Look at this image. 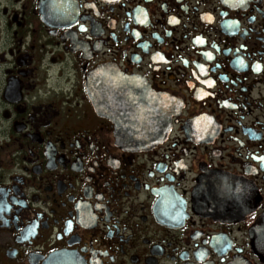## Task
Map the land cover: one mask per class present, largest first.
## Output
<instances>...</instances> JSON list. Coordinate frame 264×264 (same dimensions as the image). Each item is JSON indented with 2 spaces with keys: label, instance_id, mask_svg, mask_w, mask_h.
Returning <instances> with one entry per match:
<instances>
[{
  "label": "flooded vegetation",
  "instance_id": "af4514ba",
  "mask_svg": "<svg viewBox=\"0 0 264 264\" xmlns=\"http://www.w3.org/2000/svg\"><path fill=\"white\" fill-rule=\"evenodd\" d=\"M0 264H264V0H0Z\"/></svg>",
  "mask_w": 264,
  "mask_h": 264
},
{
  "label": "water",
  "instance_id": "95a60500",
  "mask_svg": "<svg viewBox=\"0 0 264 264\" xmlns=\"http://www.w3.org/2000/svg\"><path fill=\"white\" fill-rule=\"evenodd\" d=\"M110 71H107L105 69H100L97 70L92 74V76L89 78L88 83H89V96L96 107L97 110L102 109L104 112L107 114H112V111L110 110L111 108L115 106H121L125 107L126 103L124 101H118L116 103L115 100L105 102L104 100L98 99L96 96L95 92L97 90V87H95V77L98 75H104V74H110ZM131 81L125 80V79H120V78H112L110 86L108 85L107 87L102 86V90H112V87H115L116 89H120L123 91H126L129 93L130 91H133L136 86L135 84H131ZM109 96L108 98H110ZM112 98V97H111ZM121 98L120 96H117V99ZM124 98V97H123ZM128 98H131V94H127V100ZM143 102L141 100H135V104L140 107V112L137 117H134L132 119V124L133 126H128L126 124L120 126L117 128L118 134L117 138L118 141L125 146L129 147H135V148H144L150 144H158L164 139V135H160L159 133L155 134L156 132H159L158 130V123L159 120L157 118L154 119V117L149 115L148 119H143L144 115V109L146 104H142ZM149 108V107H148ZM146 117V116H145ZM162 124H164L162 122ZM125 133H131V135H127Z\"/></svg>",
  "mask_w": 264,
  "mask_h": 264
}]
</instances>
